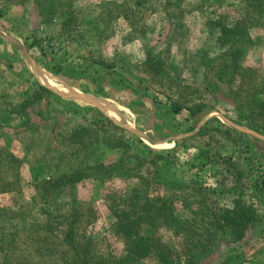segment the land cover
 <instances>
[{
  "label": "rangeland",
  "instance_id": "374dc122",
  "mask_svg": "<svg viewBox=\"0 0 264 264\" xmlns=\"http://www.w3.org/2000/svg\"><path fill=\"white\" fill-rule=\"evenodd\" d=\"M243 9L236 0H0V264H159L131 250L120 223L130 219L176 264H264V29L237 46L216 42L210 24ZM147 50L165 72L148 69ZM96 59L111 68L89 66ZM37 86L52 94H33ZM32 96L41 101L25 107ZM97 119L131 141L81 157L68 142L46 157L56 124ZM122 162L133 177L112 175ZM135 188L146 197L131 208L120 195ZM236 196L259 215L239 242L208 217Z\"/></svg>",
  "mask_w": 264,
  "mask_h": 264
},
{
  "label": "trees",
  "instance_id": "16d2710c",
  "mask_svg": "<svg viewBox=\"0 0 264 264\" xmlns=\"http://www.w3.org/2000/svg\"><path fill=\"white\" fill-rule=\"evenodd\" d=\"M236 1L241 3L244 7V13L240 15L238 19L228 24L223 22H218L217 24L215 21H210V24L213 26L212 34L216 35V42H218L219 44L230 41L232 43H235L237 46H242V44L237 42L236 38H239L244 34H250V31L257 27H262L264 29V0ZM172 5L173 3L171 4V1H168V3H166L165 5V9ZM174 6H177V12L181 10L178 3H176ZM180 27L182 26L180 25ZM218 27H220V31L217 30ZM90 65L98 66L99 68L103 69L111 68V64H106L102 59H96L93 61V63L89 62V66ZM147 67L153 74H162L167 69V64L162 59L153 55L151 50H147ZM52 71H54L55 74L60 75L62 72V68H57L56 70L55 68H52ZM262 90H264V87L262 88ZM41 92H44L47 95L52 94L49 90L42 86H37L32 91V93L36 95ZM35 97L36 96H32L31 98L33 99V102L30 105H25V107L35 106L39 104V102L41 101L40 98ZM179 109V106L174 105V112L179 113ZM104 120L105 121L97 119L93 121V123H71L69 125H61L59 123L56 124L54 126L56 137L54 136L50 139L49 148L46 150V157L53 158L56 151L60 154L63 153V147L65 145L64 143L68 142L73 145L70 150V154H72L74 157H81L84 152L86 153L92 151V147L97 144L109 146L114 143V147L120 148L124 144V141H131V138L129 137L125 138L126 131L124 129L120 128L109 119ZM104 134L108 135V138L106 140L103 139ZM53 150L55 152H52ZM125 166L126 164L124 162L120 163L119 165H112V169L110 171H112V175H115L116 177H121L122 175L125 179L133 177V174H131L132 170L128 169L127 167L125 169ZM97 168L98 167H89V169L94 170ZM102 169L104 170V167L100 165L99 170ZM79 173L80 172H75L72 176H70L69 180L74 181L75 176ZM62 182L63 180L61 179V177L52 180L50 179L48 180V182L43 183L41 190L44 192V195L53 193V191L57 189L59 183ZM59 193H65L69 198H74L73 194H67L65 190H60ZM142 195H145L146 197V193L144 194V192H140L135 188L131 191L126 190L124 194L120 195V197H124L122 198L124 202L130 204L131 208H133L142 201ZM149 197L151 198H148L147 200H150V204H147L151 205L153 203V197ZM154 209H159V207H156ZM193 212L196 213L198 212V210ZM161 216L162 213L160 217ZM208 217H212V220H214L215 223L219 224L222 229H227L229 231V235L232 237L231 239L234 242L241 241L244 237L247 225L250 222L259 219L256 207L253 204L246 203L242 196H236L233 198L231 208H222L218 211L217 214L213 216L208 213ZM168 218L169 216L166 215L164 221L167 222ZM129 221L130 222H127V224H123L122 222L120 223L122 225V228L125 229L124 237L128 242H131L132 251L135 250V252L140 253L142 257H151L159 264H176V260L168 255V251H165L160 245L155 243L151 235L143 234L141 229L137 230L139 228L134 225L133 220L131 221L130 219ZM205 223H208V221H206ZM133 256H136V254H133Z\"/></svg>",
  "mask_w": 264,
  "mask_h": 264
},
{
  "label": "bare ground",
  "instance_id": "6f19581e",
  "mask_svg": "<svg viewBox=\"0 0 264 264\" xmlns=\"http://www.w3.org/2000/svg\"><path fill=\"white\" fill-rule=\"evenodd\" d=\"M43 74V73H42ZM38 75V74H37ZM40 76H42V75H40ZM56 80V79H55ZM55 80L53 79V77H51V76H48V75H46V74H43V77H42V81L44 82V83H46L47 84V86L49 85L50 87H52V88H54V89H57V90H60V91H62V92H67V91H69L70 92V89H63V88H60L59 87V85L58 84H56V82H55ZM43 84V83H42ZM74 91H76V90H74ZM72 92V91H71ZM78 92H76L75 94H77ZM64 94V93H63ZM66 95V94H65ZM67 96H69V95H67ZM71 96V95H70ZM82 96V95H81ZM75 97V96H74ZM85 97V96H84ZM95 100V99H94ZM96 101V100H95ZM101 102H102V100H101ZM101 102H97L98 103V105H100V107H102L103 108V110L104 111H106V113L108 114V115H110V116H112V117H116V113L115 112H113V110L110 108V107H108L107 105H105V104H103V103H101ZM112 106V105H111ZM115 109V108H114ZM119 109V108H118ZM116 110V109H115ZM107 115V116H108ZM120 120V119H119ZM121 121V120H120ZM129 126V125H128Z\"/></svg>",
  "mask_w": 264,
  "mask_h": 264
},
{
  "label": "water",
  "instance_id": "95a60500",
  "mask_svg": "<svg viewBox=\"0 0 264 264\" xmlns=\"http://www.w3.org/2000/svg\"><path fill=\"white\" fill-rule=\"evenodd\" d=\"M38 76V75H37Z\"/></svg>",
  "mask_w": 264,
  "mask_h": 264
}]
</instances>
